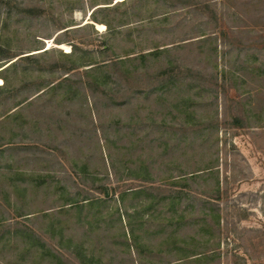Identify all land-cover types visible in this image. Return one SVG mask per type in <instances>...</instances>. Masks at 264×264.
<instances>
[{
	"label": "rangeland",
	"instance_id": "374dc122",
	"mask_svg": "<svg viewBox=\"0 0 264 264\" xmlns=\"http://www.w3.org/2000/svg\"><path fill=\"white\" fill-rule=\"evenodd\" d=\"M0 264H264V0H0Z\"/></svg>",
	"mask_w": 264,
	"mask_h": 264
},
{
	"label": "trees",
	"instance_id": "16d2710c",
	"mask_svg": "<svg viewBox=\"0 0 264 264\" xmlns=\"http://www.w3.org/2000/svg\"><path fill=\"white\" fill-rule=\"evenodd\" d=\"M93 19L98 20V19H96L95 15H94ZM155 52H156V51H155ZM155 52H151V53L143 54V55H141L140 59H144V60H146L149 56H155V55H157V54H160V53H155ZM135 60H136V59H135ZM120 62H124V61H120ZM134 192H137V194H138V193H141V192H139V191H131V192H128V193H126V194L134 193Z\"/></svg>",
	"mask_w": 264,
	"mask_h": 264
}]
</instances>
